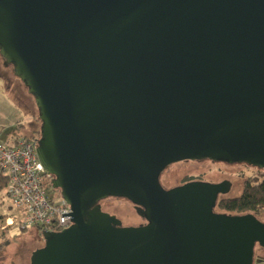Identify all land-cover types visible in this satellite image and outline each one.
Instances as JSON below:
<instances>
[{
	"label": "water",
	"instance_id": "1",
	"mask_svg": "<svg viewBox=\"0 0 264 264\" xmlns=\"http://www.w3.org/2000/svg\"><path fill=\"white\" fill-rule=\"evenodd\" d=\"M0 61L72 210L31 264H254L264 223L215 212L230 181L160 176L186 160L264 170V0H0ZM109 197L148 224L123 226Z\"/></svg>",
	"mask_w": 264,
	"mask_h": 264
},
{
	"label": "rangeland",
	"instance_id": "2",
	"mask_svg": "<svg viewBox=\"0 0 264 264\" xmlns=\"http://www.w3.org/2000/svg\"><path fill=\"white\" fill-rule=\"evenodd\" d=\"M32 100L22 89L17 78H12L9 70L4 69L0 61V135L1 140L14 142L15 138H33L38 136L39 122L36 120L35 106ZM262 171L254 166L244 164H225L210 160L178 162L168 167L162 182L168 188L182 185L190 180L202 179L212 183L230 181V198L240 197L244 191L245 181L248 178L261 177ZM51 196L54 191H48ZM102 209L120 219L125 227H138L143 223L135 211L134 204L125 198L108 199L102 203ZM9 202L0 193V264H31V257L36 249L44 247V239L36 228L27 231L8 228L6 219L11 215ZM264 223V213L259 215ZM254 264H264V249L256 247Z\"/></svg>",
	"mask_w": 264,
	"mask_h": 264
},
{
	"label": "built area",
	"instance_id": "3",
	"mask_svg": "<svg viewBox=\"0 0 264 264\" xmlns=\"http://www.w3.org/2000/svg\"><path fill=\"white\" fill-rule=\"evenodd\" d=\"M35 139H21L9 147L0 135V179L8 180L3 191L11 208L6 226L23 231L36 228L41 233L61 232L73 225L72 216H62L72 210L61 197L48 192L52 190V177L39 161Z\"/></svg>",
	"mask_w": 264,
	"mask_h": 264
},
{
	"label": "trees",
	"instance_id": "4",
	"mask_svg": "<svg viewBox=\"0 0 264 264\" xmlns=\"http://www.w3.org/2000/svg\"><path fill=\"white\" fill-rule=\"evenodd\" d=\"M34 138H41V128H40L39 135L34 136L33 138H18L17 137L15 138V141L12 143L9 142L8 140L7 141L2 140V142L8 145L9 147H13L21 139L31 140ZM201 161H205V160H201ZM182 162H185V161H182ZM261 171H262L261 177L263 178V180H260L259 177L248 178L245 181L244 191L240 197L230 198V197H227V195L220 196L217 206L215 208V212L220 213V214H232V215L252 214L256 218H258L259 215L263 214L264 213V170H261ZM7 184H8V180L6 178L0 179V193L4 190ZM57 196L60 198L61 194H57ZM108 199H122V198L109 197ZM127 201L130 202L129 200ZM0 220H1V217H0ZM1 247H4L3 244L2 245L0 244V248Z\"/></svg>",
	"mask_w": 264,
	"mask_h": 264
},
{
	"label": "flooded vegetation",
	"instance_id": "5",
	"mask_svg": "<svg viewBox=\"0 0 264 264\" xmlns=\"http://www.w3.org/2000/svg\"><path fill=\"white\" fill-rule=\"evenodd\" d=\"M186 161H189V160H186ZM175 163H173V164H171L170 166H168V167H171L172 165H174ZM235 164V163H234ZM244 165H247V166H250V165H248V164H244ZM167 167V168H168ZM166 168V169H167ZM257 168V167H256ZM166 169L163 171V173L161 174V176H160V183H161V185H162V187L165 189V190H171V189H173V188H175V186L174 187H171V188H168L166 185H164V183L162 182V177L164 176V173L166 172ZM189 182H208V181H205V180H202V179H194V180H190V181H188V182H186V183H189ZM186 183H184V184H186ZM208 183H212V182H208ZM184 184H182V185H184ZM216 184V183H215ZM182 185H180V186H182ZM54 192H55V194L57 195V194H60V191L59 190H53ZM135 207V206H134ZM143 219V218H142ZM148 224V222H147V220L146 219H143V223L142 224H140L139 226H141V225H147Z\"/></svg>",
	"mask_w": 264,
	"mask_h": 264
}]
</instances>
